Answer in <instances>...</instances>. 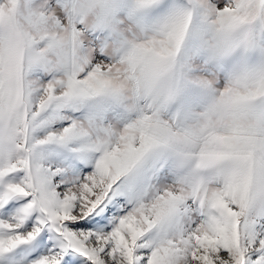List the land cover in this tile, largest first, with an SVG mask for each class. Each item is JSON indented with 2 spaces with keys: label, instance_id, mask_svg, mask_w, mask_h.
<instances>
[{
  "label": "snow or ice",
  "instance_id": "obj_1",
  "mask_svg": "<svg viewBox=\"0 0 264 264\" xmlns=\"http://www.w3.org/2000/svg\"><path fill=\"white\" fill-rule=\"evenodd\" d=\"M0 264H264V0H0Z\"/></svg>",
  "mask_w": 264,
  "mask_h": 264
}]
</instances>
